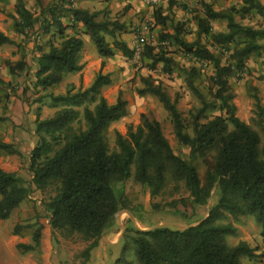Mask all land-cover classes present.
<instances>
[{"label":"trees","instance_id":"obj_1","mask_svg":"<svg viewBox=\"0 0 264 264\" xmlns=\"http://www.w3.org/2000/svg\"><path fill=\"white\" fill-rule=\"evenodd\" d=\"M15 9L16 13L12 15L14 29L28 37L29 31L37 25V19L24 0H16ZM71 12L74 24H81L102 58H110L116 51L130 58L134 56V49L117 34L122 25L115 23L113 27L109 21L98 20V13L81 7H75ZM251 12L263 18L261 27L243 25L236 20L235 14L243 17ZM53 14L52 22L42 23L40 27L48 33L50 27L55 26L52 37L62 34L60 43L51 40L48 50L36 58L37 83L45 89L60 83L66 74L78 73L84 68L80 62L84 39L78 33L64 36L67 25L60 16ZM156 17L159 24H167V17L161 10H156ZM219 19L228 22V31H212L210 23ZM199 28L201 33L211 34L215 43L227 46L233 43L236 47L232 55L235 65H222L205 45L188 43L174 35L176 42L187 51L214 61L216 74L213 79L218 86L216 97L225 115L201 122L205 110L211 106L205 105L194 117L191 135L186 131L177 100L173 101L160 84L146 79L145 87L140 89L142 94L152 93L159 97L169 111L177 138L190 148L189 160L175 153L161 123L145 114L135 129L133 126L128 128L127 134L117 131V149L110 148L108 130L113 122L126 116L128 103L119 97L111 104L102 95L103 87L111 83V78L101 71L83 91L51 95L55 104L64 106L52 117L41 119L39 115L35 121L38 141L30 153L32 183L43 192L52 190L44 202L52 231L79 234L90 241L84 251L86 255L116 224L117 213L129 209L124 183L135 168V179L150 189L152 197L161 192L167 174L171 173L176 181L185 182L193 210L208 209L213 198L208 216L183 229L159 226L141 230L132 226L137 264H241L243 256H258L257 249L245 241L230 246L227 235L235 234L236 227L222 220L229 215L234 218L252 215L261 225L264 240V147L260 148V134L236 115L227 79L235 68L244 67L247 56L260 55L264 51V43H261L264 40V4L260 0H242L240 7L232 6L227 11L207 6L205 16L199 19ZM107 36L112 38L111 42ZM240 37L243 44L238 45L237 38ZM14 43V39L0 29V45ZM145 54L153 64L164 63L166 70L172 71L171 58L154 54L149 46ZM104 65L103 60L102 67ZM24 66L22 60L12 63L10 72ZM3 83L0 77V84ZM87 101L95 106L85 105ZM40 111L39 108V114ZM1 152L22 156L17 144L3 138H0ZM200 157L211 159L204 181L193 163ZM31 192V187L18 172L0 167V219H8ZM33 240L34 244L19 243L18 248L24 252L41 251V227L34 232ZM124 249L125 244L123 252Z\"/></svg>","mask_w":264,"mask_h":264},{"label":"rangeland","instance_id":"obj_2","mask_svg":"<svg viewBox=\"0 0 264 264\" xmlns=\"http://www.w3.org/2000/svg\"><path fill=\"white\" fill-rule=\"evenodd\" d=\"M26 7L37 19V25L29 31L28 37L18 34L14 29L16 0H0V26L8 35L12 36L14 44H4L0 52V77L4 83L0 84V131L8 128L14 132L23 129L26 136L17 139L19 147L25 150L22 156L8 154L15 157L11 165L19 167L18 172L28 186L31 187L30 196L16 208L6 220L0 219V239H7L10 246L16 250L18 264H43L44 254L38 249L24 252L18 248L19 243L34 244L33 234L38 228L46 226L50 231V247L52 257L57 256L60 264H87L92 255L96 256L100 242L110 234L125 235L123 243L125 249L119 264H137L135 244L132 236L135 235L132 226L141 230H150L153 227L172 226L179 229L197 224L202 217L208 216V209L199 208L196 211L190 206V193L184 181H176L171 173L161 192L152 197L148 187L135 179V168L132 176L125 181L126 195L130 201L129 209L117 213L116 224L99 241V245L90 252L84 253L90 241L79 234H68L62 231H52L50 216L45 209L44 202L52 194V190L43 192L36 189L32 183V172L29 169L30 153L37 144L38 136L33 133L35 121L52 117L61 109L62 103L55 104L51 95L75 93L90 87L101 71L108 74L111 83L102 89V95L109 103H115L119 97L128 103L127 114L111 124L108 130V142L112 150L117 149L116 132L127 134L128 128L134 129L140 124L143 114L161 123L164 135L169 140L177 155L189 160L190 148L183 145L177 138L169 111L156 95L140 93L146 85V79L154 84H160L170 98L177 100V108L182 113L186 131L193 135V121L195 115L205 105L207 108L201 118L206 122L225 111L220 108V101L216 97L218 86L213 77L216 74L214 61H207L193 52L187 51L179 45L174 35L188 43L199 42L209 48L222 65H235L233 49L235 44H218L211 34L201 33L199 19L205 16L206 7L215 10H229L232 6L240 7L242 0H24ZM264 4V0H260ZM81 7L90 12L98 13V20L122 25L117 34L135 53L127 57L116 51L110 58H102L89 34L85 33L81 24H74L71 9ZM156 10H161L167 17L166 25L158 23ZM53 12L60 16L67 25L63 35L78 33L84 39V47L80 62L84 68L78 73H68L63 80L47 89L37 83L36 58L47 51L51 40L60 43L62 34L57 33L55 26L46 33L42 23L52 22ZM236 20L255 28L263 25V18L256 12L245 16L235 14ZM213 32L228 31V22L224 19L210 23ZM111 42L112 38L107 36ZM238 45L243 44V38H237ZM264 43V40H261ZM152 47L153 53L171 58L172 71L165 68L164 63L153 64L145 51ZM1 48V47H0ZM236 48V47H235ZM24 61L25 66L14 73L10 72V64ZM105 65L102 67V61ZM242 69L235 68L227 77L229 91L233 96L232 102L236 105V115L256 130L261 137V146L264 147V51L262 54H251L245 58ZM85 105L91 108L95 103L87 101ZM29 107L30 112L25 108ZM41 109L40 114L38 109ZM24 109V110H23ZM83 108H80L82 110ZM11 115H14L16 120ZM35 117V118H34ZM22 131V130H21ZM198 158L193 163L197 166L202 181L205 180L209 162ZM213 201V198H212ZM211 202V201H210ZM212 204V203H211ZM210 204V205H211ZM158 205V207H155ZM132 214H130V213ZM131 220V221H130ZM222 221L233 223L236 233L227 235V243L235 246L241 241L249 243L256 250L257 257L243 256L241 264H264V240L261 236V225L252 215H240L238 218L227 216ZM19 225V228L17 227ZM5 237V238H4ZM116 237V236H115ZM7 249L0 247V262ZM54 264L55 262L52 261Z\"/></svg>","mask_w":264,"mask_h":264},{"label":"crops","instance_id":"obj_3","mask_svg":"<svg viewBox=\"0 0 264 264\" xmlns=\"http://www.w3.org/2000/svg\"><path fill=\"white\" fill-rule=\"evenodd\" d=\"M0 29L2 30V26H0ZM0 47H1L0 52L3 49H5L3 46H0ZM25 109L28 110V112L31 111L29 107ZM11 116L13 117L14 120H16L15 119L16 117L14 115H11ZM11 128H8V133L6 132L7 129L4 131H0V138H3L6 142L17 143V139L19 140V138H23L26 136V132L23 129H20V132L18 133V132H14V130ZM33 133L35 134V130H33ZM20 149L24 151L25 147L21 145ZM4 153L5 152L0 153V167L10 172H15L16 170H18L19 167L16 166L17 160H16V164L11 165V159L15 161V158H12L15 156L5 155ZM123 234L122 235H119L118 233L110 234L104 237L103 242L102 243L100 242V245H99L100 247L96 253V256L92 255V257L90 258V261H88L87 264H115L118 261V259L122 257V252L124 248L123 240L125 239ZM49 238H50V231H49V228L46 226L44 229H42V240H41L42 250L44 252V254H42L43 264H54L52 261H54L55 264H60L57 256L52 257V249L50 247ZM10 245L11 244L7 239H2V238L0 239V247L3 246L4 248L7 249L5 256H3L4 260L0 262V264H18V262L16 261V255H17L16 250L12 248ZM93 249L91 251H93ZM21 264H25V262Z\"/></svg>","mask_w":264,"mask_h":264},{"label":"water","instance_id":"obj_4","mask_svg":"<svg viewBox=\"0 0 264 264\" xmlns=\"http://www.w3.org/2000/svg\"><path fill=\"white\" fill-rule=\"evenodd\" d=\"M212 203V198H211V202H210V204ZM209 208H210V205H209ZM130 213V212H129ZM131 214V213H130ZM132 215V214H131ZM154 228H156V227H153L152 229H154Z\"/></svg>","mask_w":264,"mask_h":264}]
</instances>
